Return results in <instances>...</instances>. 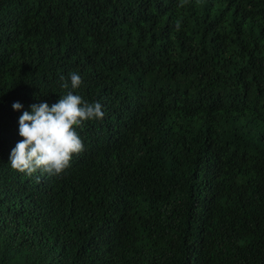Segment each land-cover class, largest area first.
I'll return each mask as SVG.
<instances>
[{"label": "trees", "instance_id": "obj_1", "mask_svg": "<svg viewBox=\"0 0 264 264\" xmlns=\"http://www.w3.org/2000/svg\"><path fill=\"white\" fill-rule=\"evenodd\" d=\"M68 91L84 150L12 169ZM0 264H264V0H0Z\"/></svg>", "mask_w": 264, "mask_h": 264}, {"label": "clouds", "instance_id": "obj_2", "mask_svg": "<svg viewBox=\"0 0 264 264\" xmlns=\"http://www.w3.org/2000/svg\"><path fill=\"white\" fill-rule=\"evenodd\" d=\"M179 29V23L177 24ZM71 88L78 89L82 83L77 73H71ZM67 89L68 83L62 84ZM15 110L23 105L13 104ZM105 113L99 102L89 103L68 91L58 102L31 105L19 118V135L23 137L10 153L12 169L31 176L37 170L60 174L70 166L73 154L84 150V144L76 127L89 120L103 119Z\"/></svg>", "mask_w": 264, "mask_h": 264}]
</instances>
